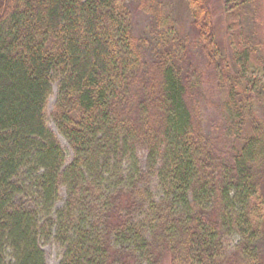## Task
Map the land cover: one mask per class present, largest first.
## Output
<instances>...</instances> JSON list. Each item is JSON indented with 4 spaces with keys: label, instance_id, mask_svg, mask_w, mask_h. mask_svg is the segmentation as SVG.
I'll use <instances>...</instances> for the list:
<instances>
[{
    "label": "trees",
    "instance_id": "16d2710c",
    "mask_svg": "<svg viewBox=\"0 0 264 264\" xmlns=\"http://www.w3.org/2000/svg\"><path fill=\"white\" fill-rule=\"evenodd\" d=\"M181 1L182 40L165 0H0V264H46L52 239L60 264H264V122L248 92L264 86H228L210 0ZM220 2L235 64L264 74V0ZM133 11L151 18L149 38ZM55 83L68 165L48 124ZM213 88L231 96L229 124L247 127L234 148L204 133Z\"/></svg>",
    "mask_w": 264,
    "mask_h": 264
},
{
    "label": "rangeland",
    "instance_id": "374dc122",
    "mask_svg": "<svg viewBox=\"0 0 264 264\" xmlns=\"http://www.w3.org/2000/svg\"><path fill=\"white\" fill-rule=\"evenodd\" d=\"M169 6L170 14L174 18L176 22V30L173 36H177V39H185L187 35L190 34L191 31V18L189 12L187 11L183 1L181 0H165ZM210 5L214 12V24H215V32L218 41V45L223 52L226 62L228 63V69L230 72L227 74L228 78V86L234 85L236 89L239 87V80L231 79L237 76L238 78L248 77L253 79L256 78V84L259 87L264 86V74L260 73L258 70L259 68L255 67L254 61L248 63V67L250 70L248 73H244L239 66L235 64V54L234 52H238L239 46L236 45L235 37L236 34L234 33V29L231 26L232 24L229 21V17L224 13L223 8L221 7L222 4L220 0H210ZM1 6V5H0ZM5 8V7H4ZM3 6L0 10L4 9ZM5 10V9H4ZM3 11V10H2ZM133 16V26L135 30L136 36L142 38H149L150 35V28L152 27L151 18L145 14H142L137 11L132 12ZM261 26L264 33V20L261 21ZM244 47V46H241ZM256 69V70H254ZM250 88L251 93V103H253L258 116L264 122V89L260 91V97H256L259 95L256 91H252ZM247 92V91H245ZM216 89L210 92L209 96L207 97L208 101L215 102L214 105H209L205 101L200 103V113L203 120V127L205 135L211 139L214 145H220L221 149L232 147L234 148L233 144H237L241 141L244 137L249 136L247 131V127H244L242 130L239 131V126L242 123L229 124L230 114L227 110V104L231 103V96L228 93V90L225 89L223 93H218L215 98ZM58 98V87L57 83L53 86V94L49 99L48 107H47V114H48V124L50 129L57 135L59 141L61 142L63 148L66 150L67 158L66 164H70L73 160V152L66 142V140L59 134L56 124L52 119V113L54 111L56 102ZM243 99V97H242ZM228 120V121H227ZM229 134V136H226ZM148 152L146 150H138L137 157L139 162V167L145 169L146 168V161H147ZM151 190L153 195L159 200L161 198V192L158 188V182L156 177H152L151 180ZM62 200L59 202L57 207L61 208L66 199V191L63 189L61 191ZM261 203L263 204L264 208V183L262 186V199ZM264 224V218H263ZM240 237L233 234L228 236L225 239V246L229 249H234L240 242ZM42 250L45 254L46 264H60L64 255V248L59 243L52 239L49 243L42 246ZM162 264H171L170 259L164 260Z\"/></svg>",
    "mask_w": 264,
    "mask_h": 264
}]
</instances>
